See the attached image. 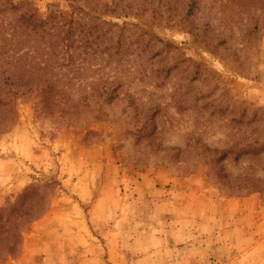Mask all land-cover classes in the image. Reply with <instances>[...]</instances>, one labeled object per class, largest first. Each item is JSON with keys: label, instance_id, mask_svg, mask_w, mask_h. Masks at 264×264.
<instances>
[{"label": "rangeland", "instance_id": "rangeland-1", "mask_svg": "<svg viewBox=\"0 0 264 264\" xmlns=\"http://www.w3.org/2000/svg\"><path fill=\"white\" fill-rule=\"evenodd\" d=\"M11 1L18 12L32 5L43 17L50 9L80 6L121 26H140L171 42L185 62L167 75L161 68L170 55L153 57L154 48H143L145 38L130 28L125 53L117 55L111 39L107 52L101 43L87 53L80 86L69 94L75 101L106 80L120 81L118 96L131 97L108 104L104 117L73 123L50 98L12 99L13 119L0 117V126L11 122L0 129V168L7 171L0 181L1 192L7 188L0 222L8 224L29 203L39 206L41 196L46 208L20 232L16 228L15 254L2 264H264V191L235 194L220 186L243 175L264 178V35L252 50L240 35L264 19V0L245 6L219 0L199 11L239 53L235 60L179 27L93 11L87 0ZM16 15L0 12L5 26ZM191 61L201 64L196 79ZM151 107L144 131L142 118ZM235 143L252 151L213 163L200 159L203 144L209 152Z\"/></svg>", "mask_w": 264, "mask_h": 264}, {"label": "trees", "instance_id": "trees-1", "mask_svg": "<svg viewBox=\"0 0 264 264\" xmlns=\"http://www.w3.org/2000/svg\"><path fill=\"white\" fill-rule=\"evenodd\" d=\"M217 1L219 0H87L85 6L93 11L102 9L104 13L132 14L151 24L179 27L191 34L194 42L201 43L225 57L228 54L235 60L239 53L229 44L227 37L211 25L209 19L199 14L204 4ZM237 1L245 6L247 0ZM0 5V12L18 13L14 16L15 21L8 22L12 23L11 26H5V18H0V117H4V120L13 119L15 110L12 99L21 95H38L44 102L50 98L58 111L67 116L64 119L73 123L102 118L108 104L123 101V98L129 99L131 96L128 94L122 99L118 96L120 81L110 80L92 87L91 91L80 95L75 101L71 100L69 94L80 86L83 63L89 62L87 53L96 52L101 43L102 50L107 52L109 39L113 40L111 47L118 50L117 55L125 53L130 44L125 32L130 28L138 30L139 36L145 38L141 44L143 48H154L151 53L153 57L162 60L170 55L172 61L168 60L161 68L167 75L179 62H185L180 53L176 55L172 51L175 47L171 42L137 25H118L80 6L71 10L50 9L43 17L32 5L21 12H18V4L12 1L3 0ZM240 33L246 40V49L252 50L256 39L264 35V19L261 23L255 20L247 24ZM191 62L190 77L196 79L199 74L201 76V64ZM63 67H66L65 72L61 71ZM184 67L189 68V65ZM219 94L226 95V89L222 88ZM155 108H148L144 112L142 130H149V122L154 116ZM127 109L128 107L124 106L123 111L126 112ZM10 123L3 122L0 129L8 128ZM151 134L152 131L149 135ZM189 145L188 148H197L193 142H189ZM207 148L208 145L203 144L200 156L206 163L221 161L229 155L238 159L242 154L252 151L245 143H235L224 148L212 147L209 152ZM230 180L233 181H222L220 186L235 194L264 191V178L260 176L250 174ZM38 203L39 206H36L37 203L26 205L8 220V224L0 222V264L7 256L15 254V246L20 239L16 228L20 232L25 224L43 215L46 206L42 196ZM3 211L5 210H0V217Z\"/></svg>", "mask_w": 264, "mask_h": 264}, {"label": "crops", "instance_id": "crops-1", "mask_svg": "<svg viewBox=\"0 0 264 264\" xmlns=\"http://www.w3.org/2000/svg\"><path fill=\"white\" fill-rule=\"evenodd\" d=\"M16 134H17V129L14 130V132L12 133V136L9 137V140L11 141L12 139H15L14 136H16ZM5 169L6 168H4V169L3 168H0V181H2L3 178H6L7 177V171H5ZM6 190H7V188H6ZM6 190H5V192H1L2 190L0 189V200H3L6 197V195H5ZM0 203H1V201H0ZM17 261H21V258H19ZM6 264H11V262L10 263L8 262Z\"/></svg>", "mask_w": 264, "mask_h": 264}]
</instances>
